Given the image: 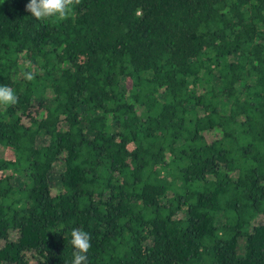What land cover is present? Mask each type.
Listing matches in <instances>:
<instances>
[{
    "label": "trees",
    "instance_id": "16d2710c",
    "mask_svg": "<svg viewBox=\"0 0 264 264\" xmlns=\"http://www.w3.org/2000/svg\"><path fill=\"white\" fill-rule=\"evenodd\" d=\"M0 0V264H264V0ZM37 73L23 78L25 63Z\"/></svg>",
    "mask_w": 264,
    "mask_h": 264
},
{
    "label": "clouds",
    "instance_id": "9594fccd",
    "mask_svg": "<svg viewBox=\"0 0 264 264\" xmlns=\"http://www.w3.org/2000/svg\"><path fill=\"white\" fill-rule=\"evenodd\" d=\"M81 0H29L26 4V11L37 20L52 19L55 22L68 20L75 11V6ZM31 63H25L23 78L26 81H34L37 73L31 70ZM18 103V96L15 90L8 85H0V105H15ZM71 244L74 248L72 264H88V252L91 248L90 234L80 227L71 231Z\"/></svg>",
    "mask_w": 264,
    "mask_h": 264
}]
</instances>
